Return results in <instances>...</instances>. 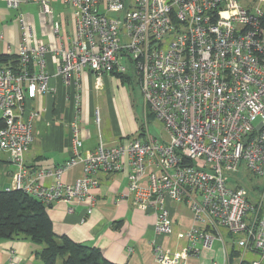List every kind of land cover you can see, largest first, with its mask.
Wrapping results in <instances>:
<instances>
[{
  "label": "built area",
  "instance_id": "1",
  "mask_svg": "<svg viewBox=\"0 0 264 264\" xmlns=\"http://www.w3.org/2000/svg\"><path fill=\"white\" fill-rule=\"evenodd\" d=\"M2 1L14 9L37 4L55 38L46 44L19 13L17 61L0 65V151L15 164L7 189L47 207L85 202L89 215L99 174L125 168V195L154 214L157 232H171L170 203L190 212L184 247L171 252L152 243L159 264H185L214 252L215 242L208 264H264V184L252 197L234 177L245 172L264 180V0H59L66 10L60 16L52 0ZM49 55L76 104L85 69L98 91L103 76L133 69L160 137L146 133L108 145L99 135L83 154L76 115L70 157L52 168L27 167L36 114L25 102L48 90ZM94 121L99 130L98 109ZM77 164L81 175L63 179Z\"/></svg>",
  "mask_w": 264,
  "mask_h": 264
},
{
  "label": "crops",
  "instance_id": "2",
  "mask_svg": "<svg viewBox=\"0 0 264 264\" xmlns=\"http://www.w3.org/2000/svg\"><path fill=\"white\" fill-rule=\"evenodd\" d=\"M39 6L32 3H23ZM52 11L61 15L62 5L59 0H52ZM6 5L0 0V54L16 55L17 44L20 39L18 21L10 17V10L15 14L20 11ZM40 10V9H39ZM38 10L39 21L31 13H23L26 22L32 27L36 37L46 44L53 46L55 38L50 27V16ZM17 15V14H16ZM55 15V14H54ZM55 15V16H56ZM11 18V19H10ZM14 20V21H13ZM13 21V22H12ZM47 72L49 73L48 90L28 99L26 107L36 115L32 119L33 138L24 155V163L29 168H52L62 164L70 157L69 124L77 115L80 136L82 139L81 151L86 154L99 142V135L108 145L123 142L130 135L125 125L122 113V104L126 95L120 90V78L115 75L103 76V86L107 90L101 96H94L95 76L85 69L80 75L81 99L76 104L73 98V87L65 84L63 79L56 75L55 57L49 55ZM0 61V65L5 64ZM118 108L117 116H115ZM98 109L108 116V124L101 126V117L98 126L94 121V110ZM123 112V111H122ZM114 119V122H113ZM120 120V121H119ZM15 164L9 154L0 151V190L7 189L11 184V172ZM81 175V165L77 164L63 173V179L72 180ZM126 170L109 174H99L94 194L96 206L93 212L85 215V202L67 204L58 202L51 205L47 212L52 221L53 230L57 234H65L75 242H83L99 248L103 256L111 262L128 264H159L153 255L152 243H161L169 251H178L186 245L182 237L189 226L191 215L183 204L170 203L169 234L156 231L155 217L151 212L137 209L131 199L125 195L127 184ZM72 208L68 211V207ZM201 254L198 258H189L185 264H208L217 253ZM39 247L29 240L0 239V264H42L37 255Z\"/></svg>",
  "mask_w": 264,
  "mask_h": 264
},
{
  "label": "trees",
  "instance_id": "3",
  "mask_svg": "<svg viewBox=\"0 0 264 264\" xmlns=\"http://www.w3.org/2000/svg\"><path fill=\"white\" fill-rule=\"evenodd\" d=\"M16 59V55L0 54V61L15 63ZM117 76L122 82L130 84V79L125 78V74ZM48 208L26 193L1 189L0 239L31 241L39 247L37 255L42 264H128L111 262L99 248L75 242L65 234L55 233ZM238 253L233 249L231 255L236 256Z\"/></svg>",
  "mask_w": 264,
  "mask_h": 264
},
{
  "label": "rangeland",
  "instance_id": "4",
  "mask_svg": "<svg viewBox=\"0 0 264 264\" xmlns=\"http://www.w3.org/2000/svg\"><path fill=\"white\" fill-rule=\"evenodd\" d=\"M31 4H21L20 11L14 14L12 10H10V17L15 19V23L17 20V17L19 16V13H31L35 16L36 22L40 19L38 17V10L37 6L33 5L34 7H30ZM20 7V6H19ZM69 11V9L67 8ZM40 11V10H39ZM62 11H66L62 7ZM55 15L57 14L55 11L53 12ZM17 14V15H16ZM111 14V13H110ZM24 16V15H23ZM10 18V19H11ZM12 21V22H13ZM38 23V22H37ZM126 77L130 79V84L127 82H122V87L124 89H120L125 95L126 98H124V103L122 104V117L124 120L125 125L129 128V133L132 135H139L143 136L146 133H150L156 137H160L161 130L160 125L157 121H155L153 118H151L146 113V109L144 107V102L141 97V94L138 90L139 84L137 78H135V74L133 72V69H128L125 73ZM107 90V86H103L99 91L94 90V96L97 99V97L106 96L102 95ZM116 113L115 116H117L118 108L115 107ZM123 111V112H122ZM109 112V111H108ZM106 110L101 111V126L105 125V122L108 124L110 121L108 116H105L104 113H108ZM109 119V121H108ZM120 121V120H119ZM114 122V119H113ZM163 133V132H162ZM236 178V184L242 186L247 193L254 197L257 193H260L263 189L264 180L262 178L253 177L245 172H238L234 175ZM257 196V195H256ZM217 242H215L214 247H217Z\"/></svg>",
  "mask_w": 264,
  "mask_h": 264
}]
</instances>
